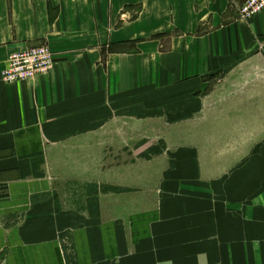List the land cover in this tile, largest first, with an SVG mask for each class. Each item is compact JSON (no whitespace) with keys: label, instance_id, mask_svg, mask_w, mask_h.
<instances>
[{"label":"crops","instance_id":"obj_1","mask_svg":"<svg viewBox=\"0 0 264 264\" xmlns=\"http://www.w3.org/2000/svg\"><path fill=\"white\" fill-rule=\"evenodd\" d=\"M245 2L0 0V264H264V11L242 21ZM43 46L49 74L2 80ZM161 102L193 148L108 165Z\"/></svg>","mask_w":264,"mask_h":264},{"label":"rangeland","instance_id":"obj_2","mask_svg":"<svg viewBox=\"0 0 264 264\" xmlns=\"http://www.w3.org/2000/svg\"><path fill=\"white\" fill-rule=\"evenodd\" d=\"M158 111L148 112L143 109H138L134 107V130L136 131V126L138 125L141 130L134 131V135L131 132L123 134V147L119 145V148H108L106 151V160L109 164L114 165V162L123 161L126 164L130 163L134 159L133 152L129 150V146L136 144V142L142 140H157L159 143H165L171 148H182L191 147L193 148L195 143V120L193 118L189 119H179L176 114L168 117V112L162 107V102L157 104ZM171 115V114H170ZM130 119H124L122 126L127 127L126 123L129 125ZM111 120H108V125ZM111 124V123H110ZM113 125V124H112ZM153 130V131H150ZM92 143L98 141V136H92ZM106 141L109 143L119 142L118 136L114 134L106 135ZM156 141V142H157ZM127 143V145H125ZM129 144V146H128ZM123 148V149H122ZM94 149V147L92 148ZM92 154H99V151L92 150ZM93 154V157H94ZM111 166H108V174L110 172ZM98 168L96 167L97 171ZM130 167H124L126 173H130Z\"/></svg>","mask_w":264,"mask_h":264},{"label":"built area","instance_id":"obj_3","mask_svg":"<svg viewBox=\"0 0 264 264\" xmlns=\"http://www.w3.org/2000/svg\"><path fill=\"white\" fill-rule=\"evenodd\" d=\"M264 11V0H246L240 8V18L248 21ZM55 66L54 55L49 47L43 46L12 54L2 80L6 84L33 81L49 74Z\"/></svg>","mask_w":264,"mask_h":264}]
</instances>
